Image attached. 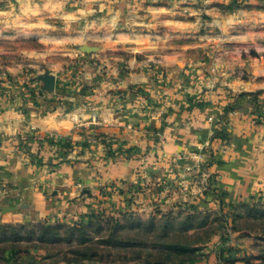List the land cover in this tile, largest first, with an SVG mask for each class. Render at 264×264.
Wrapping results in <instances>:
<instances>
[{"label": "crops", "instance_id": "crops-1", "mask_svg": "<svg viewBox=\"0 0 264 264\" xmlns=\"http://www.w3.org/2000/svg\"><path fill=\"white\" fill-rule=\"evenodd\" d=\"M151 1L112 28L58 21L61 0L0 9V225L75 218L109 192L232 224L264 206V0ZM75 117L119 125L115 154L54 160L46 138ZM244 236L221 227L197 264H233V246L251 255Z\"/></svg>", "mask_w": 264, "mask_h": 264}, {"label": "rangeland", "instance_id": "rangeland-1", "mask_svg": "<svg viewBox=\"0 0 264 264\" xmlns=\"http://www.w3.org/2000/svg\"><path fill=\"white\" fill-rule=\"evenodd\" d=\"M17 2L0 0V9L7 7L16 11ZM61 2L63 6L57 9L58 21L70 24L73 20L97 22L102 18L106 25H111L109 28L114 26L116 17L129 14L131 10L138 16L144 15L149 6L156 3L151 0ZM120 2L125 4L121 5L122 8L117 6ZM130 4H134V8H130ZM70 11H74L73 14ZM121 28L129 27L122 25ZM16 30L13 28L10 33ZM1 75L2 72L0 80ZM74 119L76 122L71 134L60 133L46 138L52 145L50 150L54 160L64 162L73 159V155H80L89 162H101L105 156L115 154L111 147L115 140L110 134L119 129V125H97L96 121L87 125V121ZM124 124L129 125L122 121L121 127L124 128ZM97 145L104 150L106 148L108 153H99L95 148ZM115 149L116 152L124 150L121 146ZM108 194L110 200L93 199L89 211L75 218L1 224L0 264H83L89 257L111 264H197L207 257L204 244L216 239L213 236L221 227L244 229L243 243L254 244L251 255L233 246V255L230 253L233 264H264V206L249 207L248 215L238 216L237 222L232 224L222 214L194 215L193 203L190 202L172 207L162 205L160 199H153L152 202L133 201V207V197L122 195V204H119L120 200L113 198L110 192ZM75 226L77 229L74 230ZM81 231L89 238L84 240L83 246L79 245ZM254 260L262 262L255 263Z\"/></svg>", "mask_w": 264, "mask_h": 264}, {"label": "trees", "instance_id": "trees-1", "mask_svg": "<svg viewBox=\"0 0 264 264\" xmlns=\"http://www.w3.org/2000/svg\"><path fill=\"white\" fill-rule=\"evenodd\" d=\"M192 217H193V215H192L191 217L188 216V218H192ZM117 224H119V222H118ZM73 229H74V230L77 229L76 226H75ZM74 235H75V234H73V236H74ZM80 239H81V240H79V241H80L79 245H81V246L85 245L84 240L89 239V238H88V234H86L84 231H81V238H80ZM92 240H93V238H92ZM88 259L90 260V259H93V258L89 257ZM233 262H234V261H233Z\"/></svg>", "mask_w": 264, "mask_h": 264}, {"label": "water", "instance_id": "water-1", "mask_svg": "<svg viewBox=\"0 0 264 264\" xmlns=\"http://www.w3.org/2000/svg\"><path fill=\"white\" fill-rule=\"evenodd\" d=\"M86 51L87 52H91L90 49H87ZM47 83L49 84L50 89L51 90H54V88H55V82H54V80L51 77L47 78Z\"/></svg>", "mask_w": 264, "mask_h": 264}]
</instances>
